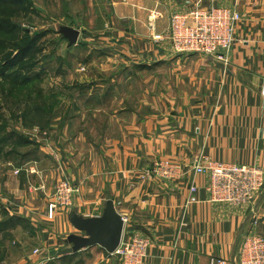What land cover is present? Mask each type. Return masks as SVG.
<instances>
[{
	"label": "crops",
	"instance_id": "1",
	"mask_svg": "<svg viewBox=\"0 0 264 264\" xmlns=\"http://www.w3.org/2000/svg\"><path fill=\"white\" fill-rule=\"evenodd\" d=\"M175 1L116 2L114 32L106 42L109 58L115 62L146 69L173 65L174 86L163 92L172 96L150 106L132 131L124 132L118 141L107 139L103 143L109 144L101 149L74 151L69 141L66 154H74L73 167L54 171L57 179L64 172L80 185L82 194L74 207L84 217L102 215L106 202L114 199L117 211L128 218L124 234L137 232L149 239L145 264H238L244 240L264 232V192L245 205L214 201L207 189L210 175L196 174L193 160L202 153L264 169V0H209L242 15L236 42L224 59L171 54L166 42H156V36L169 27L170 15L189 9L185 2L177 6ZM75 139L85 138L79 133ZM159 159L180 164L183 176H157L153 166ZM55 172H49L50 177ZM192 181L197 201L190 203ZM54 184L50 178L36 183L50 197L40 200V210L26 198L22 205L8 206L12 214L36 227L29 235L41 241L35 248L42 255L40 263L48 262L52 251L58 255L67 248L70 234H82L75 231L66 211L52 213L48 219ZM38 191L32 197L37 198ZM23 209L29 211L27 216L18 213ZM106 261L124 264L117 254Z\"/></svg>",
	"mask_w": 264,
	"mask_h": 264
},
{
	"label": "rangeland",
	"instance_id": "2",
	"mask_svg": "<svg viewBox=\"0 0 264 264\" xmlns=\"http://www.w3.org/2000/svg\"><path fill=\"white\" fill-rule=\"evenodd\" d=\"M119 1L129 0H0V264H107L113 254L95 245L66 255L52 251L50 260L40 263L35 248L41 241L29 235L36 227L8 206L22 205L26 198L40 210V200L50 197L36 183L50 178L55 184L47 217L52 219L56 188L66 178L73 180L64 172L57 179L55 172L73 167L74 154H66L69 141L74 151L101 149L107 139L118 141L132 131L150 106L172 96L163 92L174 86L173 65L146 69L109 58L106 42ZM183 2L189 9L218 4L175 1ZM64 27L81 31L76 44L70 45ZM79 133L85 139L76 142ZM23 210L17 212L27 216ZM61 211L69 217L78 213L73 207L54 214Z\"/></svg>",
	"mask_w": 264,
	"mask_h": 264
},
{
	"label": "built area",
	"instance_id": "3",
	"mask_svg": "<svg viewBox=\"0 0 264 264\" xmlns=\"http://www.w3.org/2000/svg\"><path fill=\"white\" fill-rule=\"evenodd\" d=\"M241 18L239 11L222 5L177 11L171 16L168 30L157 35L155 40L169 42L171 49L178 54L197 53L224 59L236 42L237 25ZM261 94L264 96V80ZM193 163L196 174L210 175L211 182L207 189L214 201L249 204L264 188V169L259 166L215 160L202 153L194 158ZM153 169L157 176L166 179L183 176L182 166L168 159L156 160ZM189 190V202L197 201L196 185L193 181ZM81 193V187L73 180H62L54 194L56 204L52 213L56 210L72 209L75 199ZM123 218L126 225L128 218ZM149 246L147 237L137 232H129L123 235L120 246L113 254H117L124 264H145L150 256ZM237 263L264 264V233H253L244 240Z\"/></svg>",
	"mask_w": 264,
	"mask_h": 264
},
{
	"label": "water",
	"instance_id": "4",
	"mask_svg": "<svg viewBox=\"0 0 264 264\" xmlns=\"http://www.w3.org/2000/svg\"><path fill=\"white\" fill-rule=\"evenodd\" d=\"M63 32L70 45L78 42L81 31L73 27H64ZM70 222L82 234L72 233L68 236L69 247L59 251V255L76 253L82 249L100 245L109 253H114L120 246L124 234L125 222L117 211L114 199L106 202L100 216L84 217L76 212L70 214Z\"/></svg>",
	"mask_w": 264,
	"mask_h": 264
}]
</instances>
